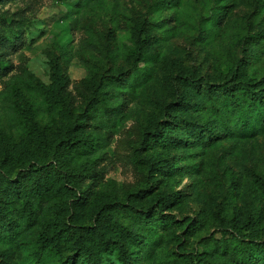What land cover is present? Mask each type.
<instances>
[{"label": "rangeland", "instance_id": "1", "mask_svg": "<svg viewBox=\"0 0 264 264\" xmlns=\"http://www.w3.org/2000/svg\"><path fill=\"white\" fill-rule=\"evenodd\" d=\"M69 1L0 0V24H10L25 42L8 53V71L0 75V152L20 153L24 144L34 146L28 134L31 124L54 133L66 108L95 140L97 116L89 120V113L85 115L90 102L104 98L114 108L121 105V114L115 119L107 154L98 161L103 175L90 187V199L102 196L109 181L120 196L127 190L142 194L147 189L142 176L126 162L130 147L137 148L143 158H161L180 169L158 178L141 196V204L149 205L148 196L158 192L176 195L163 214L200 226L190 248L213 234L221 221L232 219L253 218L257 238L264 240V189L257 183L264 180V129L228 135L200 91L202 86L230 82L224 76L235 66L252 84L264 82V52L250 39L264 32V0ZM220 4L224 9L219 10ZM54 67L67 81V101L59 104L42 88L53 84ZM179 70L200 81L192 97L179 82ZM176 104L181 105L180 112L172 110ZM174 116L216 129L208 141L203 131L207 142L203 146L198 143L201 131L195 137L184 132L185 126L173 121ZM153 117L172 126L176 133L172 145L151 149L137 145L135 129L147 126ZM60 203L51 197L29 228L20 214H12L14 207L7 209L8 226L0 230V264H38L35 240L52 206ZM173 248L166 239L158 253ZM69 254L62 249L59 258L66 260ZM102 263L119 264L112 254L102 256ZM69 264L91 263L73 257Z\"/></svg>", "mask_w": 264, "mask_h": 264}, {"label": "trees", "instance_id": "2", "mask_svg": "<svg viewBox=\"0 0 264 264\" xmlns=\"http://www.w3.org/2000/svg\"><path fill=\"white\" fill-rule=\"evenodd\" d=\"M74 2L69 1L70 4ZM224 7L225 4H220L219 10ZM250 39L264 52V32ZM24 45L20 32L14 33L10 24L1 21L0 75L8 71L5 60L8 53ZM238 68L235 66L230 75L224 76V79H232L230 82L202 86L200 90L207 99L209 111L228 135L236 130L251 134L254 129H264V82L252 84L243 79ZM59 72L57 67L51 69L53 84L42 86L58 104L67 101V81ZM178 79L190 97L200 87V81L189 71L179 70ZM97 92L99 97L103 96L101 89ZM120 106L114 108L104 98H95L88 104L87 119L97 116L93 127L95 140L88 138L81 122L66 108L65 118L54 133L48 134L31 124L28 134L33 136L34 146L24 144L20 153L0 152V230L8 226V208L14 207L12 214H20L25 220L23 226L29 228L49 199L58 197L61 203L52 206L51 215L44 220L35 240L38 264H69L73 257H81L91 264H103L102 256L108 254L119 264H264V240L257 238V224L253 218L221 221L213 234L199 239L197 247L190 248L200 226L193 220L176 221L163 214L176 202V195L158 192L148 196L149 205L143 206L141 196L151 191L152 184L180 169L161 158H143L137 148L130 147L126 162L142 176L147 189L142 194L127 190L120 196L109 181L102 196L90 199V187L103 175L98 161L107 154L115 119L121 114ZM181 108L180 104L172 106L176 112ZM173 121L184 125L183 131L192 136L201 131L198 143L203 146L207 143L203 131L208 133V141L210 133L216 129L188 123L180 116H174ZM175 135L171 125L159 122L156 117L151 118L147 126L138 125L135 129L137 145L147 149L168 147ZM96 151L99 154L93 157ZM257 183L264 189V180ZM172 230L181 232L175 234L170 232ZM166 239L174 248L159 255L158 250ZM62 249L70 253L66 260L59 258Z\"/></svg>", "mask_w": 264, "mask_h": 264}]
</instances>
